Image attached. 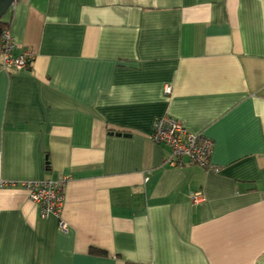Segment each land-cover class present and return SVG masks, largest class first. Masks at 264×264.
I'll use <instances>...</instances> for the list:
<instances>
[{
    "label": "crops",
    "instance_id": "crops-1",
    "mask_svg": "<svg viewBox=\"0 0 264 264\" xmlns=\"http://www.w3.org/2000/svg\"><path fill=\"white\" fill-rule=\"evenodd\" d=\"M0 21L33 55L0 59V182L66 178L68 226L0 188V264H264V0H17ZM164 115L216 171L166 164Z\"/></svg>",
    "mask_w": 264,
    "mask_h": 264
},
{
    "label": "built area",
    "instance_id": "built-area-1",
    "mask_svg": "<svg viewBox=\"0 0 264 264\" xmlns=\"http://www.w3.org/2000/svg\"><path fill=\"white\" fill-rule=\"evenodd\" d=\"M18 45L14 42L8 28L0 32V59L5 70L20 71L26 69L33 55L29 51L16 53ZM171 92L170 85L164 87V95ZM150 139L155 144L168 147L166 164L179 168L193 164L208 171L217 169L211 164L213 142L202 134L187 131L170 116L164 115L156 119L150 132ZM66 178L59 181H20L0 182V188H18L26 192L28 199L38 206L42 218L53 216L57 219L59 230L67 232L68 226L60 214L64 202L63 187ZM193 201H201L197 195H191Z\"/></svg>",
    "mask_w": 264,
    "mask_h": 264
},
{
    "label": "water",
    "instance_id": "water-1",
    "mask_svg": "<svg viewBox=\"0 0 264 264\" xmlns=\"http://www.w3.org/2000/svg\"><path fill=\"white\" fill-rule=\"evenodd\" d=\"M17 0H0V20Z\"/></svg>",
    "mask_w": 264,
    "mask_h": 264
},
{
    "label": "trees",
    "instance_id": "trees-1",
    "mask_svg": "<svg viewBox=\"0 0 264 264\" xmlns=\"http://www.w3.org/2000/svg\"><path fill=\"white\" fill-rule=\"evenodd\" d=\"M6 28H7V24L2 23V22L0 21V32H1L3 29H6ZM91 252H93V253H98V250L92 248V249H91Z\"/></svg>",
    "mask_w": 264,
    "mask_h": 264
}]
</instances>
